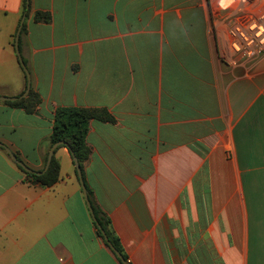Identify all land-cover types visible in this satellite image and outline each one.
<instances>
[{
  "label": "crops",
  "instance_id": "0c3cea01",
  "mask_svg": "<svg viewBox=\"0 0 264 264\" xmlns=\"http://www.w3.org/2000/svg\"><path fill=\"white\" fill-rule=\"evenodd\" d=\"M27 6L0 0V96L25 93L21 57L42 103L27 114L0 101V144L42 172L58 108L105 110L83 180L128 264H264V51H231L241 0ZM55 157L48 188L0 148V264H120L69 148Z\"/></svg>",
  "mask_w": 264,
  "mask_h": 264
},
{
  "label": "trees",
  "instance_id": "16d2710c",
  "mask_svg": "<svg viewBox=\"0 0 264 264\" xmlns=\"http://www.w3.org/2000/svg\"><path fill=\"white\" fill-rule=\"evenodd\" d=\"M28 3L29 0H24L25 8L27 7ZM35 20L37 22L47 23L51 21V16L47 13L38 12L36 14ZM24 29L25 26L23 27V31ZM41 103L42 99L40 94L31 90L26 98L18 100L16 102H6L5 104L10 107L23 109L27 114H36ZM94 119L112 121V117L105 110L98 109L58 108L55 113L53 133L51 136V145L53 146L57 143L64 142L67 145L66 147L69 148L72 155H74L79 161L82 174L84 172L85 164L90 160L92 154V149L87 143V136L90 129V123ZM18 159L20 160V158ZM47 159L48 157L46 158V161ZM19 169H21V171L25 175V179L33 185H41L43 187L50 188L55 186L60 180L61 168L55 156L53 157L49 169L42 175L25 172L21 167H19ZM92 206L97 222L101 226V229L105 231L111 244L123 255V257L127 261V257L124 255L119 240L111 230L110 219L102 212H100L94 203L92 204ZM94 225L97 229V234L105 242L101 230L97 227L96 223H94ZM117 260L120 262V264H122V262L118 258Z\"/></svg>",
  "mask_w": 264,
  "mask_h": 264
},
{
  "label": "built area",
  "instance_id": "2783aa9c",
  "mask_svg": "<svg viewBox=\"0 0 264 264\" xmlns=\"http://www.w3.org/2000/svg\"><path fill=\"white\" fill-rule=\"evenodd\" d=\"M236 21L229 31L234 55L252 58L264 51V0H241ZM237 65V61H232Z\"/></svg>",
  "mask_w": 264,
  "mask_h": 264
},
{
  "label": "water",
  "instance_id": "95a60500",
  "mask_svg": "<svg viewBox=\"0 0 264 264\" xmlns=\"http://www.w3.org/2000/svg\"><path fill=\"white\" fill-rule=\"evenodd\" d=\"M27 8H29V6H27ZM24 21H25V17L22 20V25H23ZM21 29L22 28H20V30H19V33H18V36H17V42H16L17 54H18L19 57H20V52H19V36H20ZM20 61H21L22 67L24 68L25 73H26V76H27V80H28L27 89H26L25 93L23 95H21L20 97H3V96H0V101H2V102H16L18 100L24 99V98H26L28 96V94H29V92L31 90L30 74H29V72H28V70H27L24 62L21 60V57H20ZM61 146H67V145L64 142L57 143V144L53 145L52 148H51V150H50V152H49L48 160H47V164H46L45 169L42 172H34L25 163H23L22 161H20L17 158V156L8 147H6L3 144H0V148L5 149V151L9 154V156L11 157V159L19 167H21L25 172H28V173H36L38 175L44 174L49 169V167L51 165V162L53 160V157L55 156L56 150L59 147H61ZM73 157H74V161H75V164H76V167H77L78 175H79V177L81 179V184L83 186V191H84V194H85V198H86V201H87V205H88V208H89V210H90V212L92 214L93 220L97 224V227L101 230V232L103 234V237H104V240H105L106 244L109 246V248L113 251V253L117 256V258L122 262V264H128L127 261L125 260V258L123 257V255L111 244V242L109 241V238L107 237L105 231L102 230L101 229V226L98 224L97 219H96V216L94 214V210H93V206H92L91 200L89 198V195H88V192H87V189H86L84 180H83V174H82V170H81L79 161L77 160V158L74 155H73Z\"/></svg>",
  "mask_w": 264,
  "mask_h": 264
}]
</instances>
